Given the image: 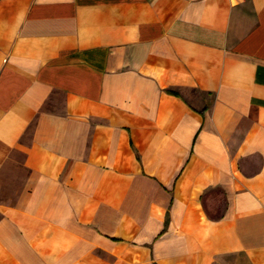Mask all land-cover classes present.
Masks as SVG:
<instances>
[{"label":"crops","instance_id":"0c3cea01","mask_svg":"<svg viewBox=\"0 0 264 264\" xmlns=\"http://www.w3.org/2000/svg\"><path fill=\"white\" fill-rule=\"evenodd\" d=\"M0 184V264H264V0H0Z\"/></svg>","mask_w":264,"mask_h":264},{"label":"rangeland","instance_id":"374dc122","mask_svg":"<svg viewBox=\"0 0 264 264\" xmlns=\"http://www.w3.org/2000/svg\"><path fill=\"white\" fill-rule=\"evenodd\" d=\"M16 188V186H1L0 184V200H5L6 197L8 196H11L12 195V192L13 190Z\"/></svg>","mask_w":264,"mask_h":264},{"label":"trees","instance_id":"16d2710c","mask_svg":"<svg viewBox=\"0 0 264 264\" xmlns=\"http://www.w3.org/2000/svg\"><path fill=\"white\" fill-rule=\"evenodd\" d=\"M170 92L175 94V92H174V91H170Z\"/></svg>","mask_w":264,"mask_h":264}]
</instances>
